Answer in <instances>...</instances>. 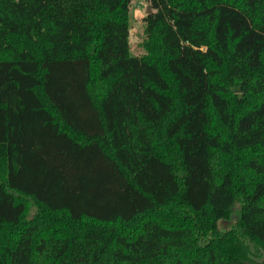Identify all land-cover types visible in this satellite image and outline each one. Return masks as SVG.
Returning a JSON list of instances; mask_svg holds the SVG:
<instances>
[{
  "label": "trees",
  "instance_id": "trees-1",
  "mask_svg": "<svg viewBox=\"0 0 264 264\" xmlns=\"http://www.w3.org/2000/svg\"><path fill=\"white\" fill-rule=\"evenodd\" d=\"M133 1L0 0V264H264V0Z\"/></svg>",
  "mask_w": 264,
  "mask_h": 264
},
{
  "label": "rangeland",
  "instance_id": "rangeland-1",
  "mask_svg": "<svg viewBox=\"0 0 264 264\" xmlns=\"http://www.w3.org/2000/svg\"><path fill=\"white\" fill-rule=\"evenodd\" d=\"M149 12H153L149 5L148 0H134L130 12V24H129V34H130V51L133 56H143L146 51L143 47V42L146 38L144 34L145 30V18ZM35 209H32V213ZM236 219V215H234Z\"/></svg>",
  "mask_w": 264,
  "mask_h": 264
},
{
  "label": "water",
  "instance_id": "water-1",
  "mask_svg": "<svg viewBox=\"0 0 264 264\" xmlns=\"http://www.w3.org/2000/svg\"><path fill=\"white\" fill-rule=\"evenodd\" d=\"M16 1H19V0H16Z\"/></svg>",
  "mask_w": 264,
  "mask_h": 264
}]
</instances>
